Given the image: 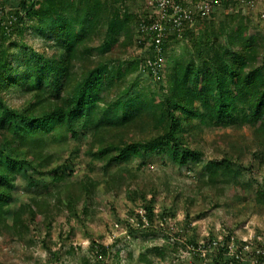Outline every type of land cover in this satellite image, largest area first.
Here are the masks:
<instances>
[{
	"label": "trees",
	"instance_id": "trees-1",
	"mask_svg": "<svg viewBox=\"0 0 264 264\" xmlns=\"http://www.w3.org/2000/svg\"><path fill=\"white\" fill-rule=\"evenodd\" d=\"M175 1L189 8L198 0ZM254 4L219 0L211 14L168 35L156 53L151 32L144 30L156 20L147 0L0 1V236L28 238L43 213L47 240L54 214L79 219L94 213L89 205L101 184L106 194L123 192L140 201L143 214H134L138 227L159 235L173 216L169 208L154 211L159 183L124 174L134 161V170L144 172L152 158L193 174L184 190L186 227L204 216L205 203L189 213L196 197L204 201L208 191L218 196L215 208L234 190L233 200L250 201L255 213L264 214V17L253 19ZM34 42L40 43L37 49ZM171 42L184 48L167 62ZM134 48L142 51L140 59L126 58ZM142 73L157 88H138ZM207 133H214L210 143ZM82 145L87 170L98 165L103 183L88 173L71 181ZM22 182L46 194L22 203L17 195ZM161 184L170 191L166 181ZM170 192L174 203L182 195L178 188ZM221 236L201 245L188 242L205 264H264L263 242ZM66 240L69 234L60 233L55 251L42 241L49 263L61 262V249L71 257L78 250ZM91 245L95 264H105L109 248ZM145 250L140 264H162L161 247ZM91 262L83 257L81 264Z\"/></svg>",
	"mask_w": 264,
	"mask_h": 264
},
{
	"label": "rangeland",
	"instance_id": "rangeland-1",
	"mask_svg": "<svg viewBox=\"0 0 264 264\" xmlns=\"http://www.w3.org/2000/svg\"><path fill=\"white\" fill-rule=\"evenodd\" d=\"M250 12L254 20H257V16L260 14L264 17V0H255ZM214 17L217 18V16ZM261 25L264 29V21H261ZM194 32L198 33V28H195ZM39 45V42L33 43L36 49ZM183 48L182 44L169 43L166 61L168 62L170 59L182 54ZM141 52L138 48L130 49L125 57L131 60L140 59ZM152 84H154V80L147 73H142L137 87H148ZM153 88H157L155 84ZM213 138L214 133H207L205 136L206 141L209 143ZM209 149L210 147H207L206 151H209ZM84 150L85 145H82L78 155L75 157L77 166L71 181L75 182L83 173H88L95 181L103 183L106 176L98 165L95 166L94 172L90 173L87 170ZM67 154L65 151L62 153V157H66ZM150 160L152 164L144 172L139 174L134 170L136 165L134 161L128 165L129 171L124 174L126 178L131 173L137 174L140 181L149 179L159 183V190L154 199V211L159 213L162 208L172 209L173 216L168 217L166 224H163V227H167L168 230L159 231V235L155 236L146 234L142 227H138L137 217L134 215L136 213L139 215L143 214L140 207L141 202H132L127 194L123 192L116 196L106 194L104 184H101L89 205L94 210V213L89 218H85V215L80 214L78 210L79 219L70 218L68 213L64 211L54 214L51 232L47 240H45V229L42 225L43 213H39L35 218L36 224H31L28 238L25 237L23 239L6 233L1 235L0 264H55L49 263L48 252L45 250L42 241L46 242L51 251H55L60 246V241H58L60 233H62V236L68 233L69 240H66V245L78 250H75V254L71 257L66 256L64 249H61V262L59 264H81L83 257L90 259L93 261L91 263L95 264L90 251L92 242H101L109 248L105 264H140L138 258L141 253L146 252L145 247L146 249H151L154 246L163 249L164 260L161 261L162 264H205L203 257H201L203 254L201 256L198 255L199 249L193 250L194 248L188 241L193 240L198 245H201L204 239L212 235L217 237L218 241L221 240V235L231 234L233 239H239L243 242L250 241L253 245H259L260 242L264 243V214L258 215L255 213V206L253 204L251 206L250 201L237 202L233 200L234 190H230L221 198L217 208L212 205V200L218 197L215 192L208 191L204 201L202 197H196L195 205L191 208L193 210H191L189 215L193 216L192 214L197 213L198 207H202L204 203L206 212L204 216L198 220H193L190 226L186 227L188 220L185 210L187 195L184 190L193 181L191 178L193 174L187 173L185 170L179 172L166 160L158 158ZM164 163L166 164L163 165ZM115 168L112 165L109 173L112 174ZM165 181L169 184L170 191H172V188L182 190V195L178 197L175 203L171 199L172 193L168 192L167 187L161 184ZM29 187L27 183L23 182L22 186L20 185L17 193L20 202H27L29 196L34 195L37 198H41L46 194V190L41 189V187L27 190ZM240 194V196L243 195L242 193ZM149 197L147 196V199ZM48 202L50 205L53 203L51 200ZM225 202L228 204L227 207L224 205ZM80 208L79 205L78 209ZM131 230L134 234H131ZM27 239L30 241L29 244L26 242ZM50 243H56L57 245ZM232 251L231 245L230 252ZM150 258L155 262H160L156 255L151 254Z\"/></svg>",
	"mask_w": 264,
	"mask_h": 264
},
{
	"label": "built area",
	"instance_id": "built-area-1",
	"mask_svg": "<svg viewBox=\"0 0 264 264\" xmlns=\"http://www.w3.org/2000/svg\"><path fill=\"white\" fill-rule=\"evenodd\" d=\"M180 3L175 0H147V5L153 9L152 12L156 15V20L144 30L151 32L150 40L153 41L156 53L160 52L159 48L168 35L191 26L196 16L204 18L211 14L219 0H198L189 8L183 7ZM159 60L161 61L162 58L160 57ZM148 65L151 66L150 61H148ZM156 72L157 69L154 70L155 74Z\"/></svg>",
	"mask_w": 264,
	"mask_h": 264
}]
</instances>
